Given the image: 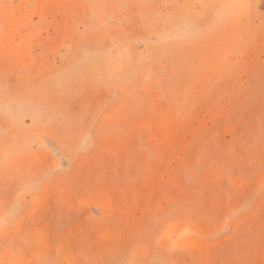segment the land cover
<instances>
[{
	"label": "rangeland",
	"instance_id": "1",
	"mask_svg": "<svg viewBox=\"0 0 264 264\" xmlns=\"http://www.w3.org/2000/svg\"><path fill=\"white\" fill-rule=\"evenodd\" d=\"M0 264H264V0H0Z\"/></svg>",
	"mask_w": 264,
	"mask_h": 264
},
{
	"label": "bare ground",
	"instance_id": "2",
	"mask_svg": "<svg viewBox=\"0 0 264 264\" xmlns=\"http://www.w3.org/2000/svg\"><path fill=\"white\" fill-rule=\"evenodd\" d=\"M106 1V0H105ZM230 2V1H229ZM131 3V2H130ZM199 5V4H198ZM190 6V5H189ZM87 7V6H86ZM180 7V6H179ZM132 8V7H131ZM153 11V10H152ZM101 12V11H100ZM103 14H104V12H103ZM105 16V15H104ZM182 24V23H181ZM22 36V35H21ZM90 37V36H89ZM91 41H92V39H91ZM102 41H103V39H102ZM106 44V43H105ZM101 45H102V43H101ZM69 54V53H68ZM71 59V58H70Z\"/></svg>",
	"mask_w": 264,
	"mask_h": 264
}]
</instances>
